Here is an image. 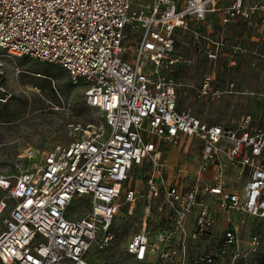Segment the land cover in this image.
<instances>
[{
  "label": "built area",
  "instance_id": "2783aa9c",
  "mask_svg": "<svg viewBox=\"0 0 264 264\" xmlns=\"http://www.w3.org/2000/svg\"><path fill=\"white\" fill-rule=\"evenodd\" d=\"M236 25L251 30L252 48L230 39ZM186 35L192 59L206 62L197 94L213 101L225 93L215 83L220 65L264 68V0H0V52L59 66L102 118L67 144L25 149L13 182L0 179V264H90L89 248L100 235L99 248L109 245L121 206L139 198L146 218L162 199L155 209L168 228L150 236L144 220L126 245L138 262L185 259L187 241L211 240L218 207L264 221V131L255 119L210 124L177 107L174 75L185 62L177 43ZM180 137L201 143L192 172L170 170L163 156ZM76 202L89 207L78 218L68 214ZM224 235L235 244L234 227ZM192 264H218V256Z\"/></svg>",
  "mask_w": 264,
  "mask_h": 264
},
{
  "label": "rangeland",
  "instance_id": "374dc122",
  "mask_svg": "<svg viewBox=\"0 0 264 264\" xmlns=\"http://www.w3.org/2000/svg\"><path fill=\"white\" fill-rule=\"evenodd\" d=\"M228 33L230 39L253 47L248 41L250 29L236 25L229 27ZM191 43L188 35L177 43V52L185 60L174 75L178 84V109L189 110L210 124L228 126L242 115L249 114L255 119L254 127L264 131V68L255 64L250 69L251 60L238 64V68L230 72L221 71L223 67L220 65L215 83L225 93L213 101L204 99L198 96L197 90L207 70L206 62L200 57L192 59ZM261 48H264V43ZM130 60L128 57L126 61ZM83 91L82 85L72 83L66 71L57 65L26 57L9 58L0 52V179L13 182L25 149L47 152L57 144H67L80 138L83 131L100 123L102 118L98 111L84 104ZM195 147H188L185 154L182 148L163 145L167 165L171 167L176 163L182 165L186 172L193 171L198 154ZM140 177L139 172L131 171V182L140 193H145L144 178ZM190 181L191 178H185L186 183ZM3 194L0 190V198ZM161 203L162 199L152 203L153 209L147 218L142 198L131 207L123 204L109 229L113 240L106 247L99 248L101 235L97 238L87 253L90 264H192L199 256L208 253L218 256V264H264V221L232 212L227 217L219 207L211 240L187 241L185 259L174 256L164 262L160 258H153L151 262L135 261L127 254L126 245L134 234L143 231L144 220L145 230L150 232V236L157 229L168 228L164 216L155 209ZM211 206L214 209L216 204ZM88 209V205L76 202L69 207L68 214L78 218ZM193 211L188 220L190 226L196 209ZM230 226L236 229V242L226 245L223 237ZM254 235L257 243L253 245L251 237Z\"/></svg>",
  "mask_w": 264,
  "mask_h": 264
},
{
  "label": "crops",
  "instance_id": "0c3cea01",
  "mask_svg": "<svg viewBox=\"0 0 264 264\" xmlns=\"http://www.w3.org/2000/svg\"><path fill=\"white\" fill-rule=\"evenodd\" d=\"M203 120H205V119H203ZM168 146H170L172 148H177V149L182 148L183 149V152L185 154H187V148L188 147H190V146H196L195 148H196V150H197V152L199 154V150L201 148V143H200V141H198L196 139L186 138V137H180V138L176 139L174 142L170 143ZM198 154H197V157H199ZM197 157L195 159V164H196V161H197ZM176 165H178V164H176V163L175 164H172L171 167L168 166V165L167 166L171 170ZM194 168H195V166H194ZM189 172H192V170H190ZM209 174H210V172L207 173V176H209Z\"/></svg>",
  "mask_w": 264,
  "mask_h": 264
},
{
  "label": "trees",
  "instance_id": "16d2710c",
  "mask_svg": "<svg viewBox=\"0 0 264 264\" xmlns=\"http://www.w3.org/2000/svg\"><path fill=\"white\" fill-rule=\"evenodd\" d=\"M45 77H49L48 75L44 74Z\"/></svg>",
  "mask_w": 264,
  "mask_h": 264
}]
</instances>
